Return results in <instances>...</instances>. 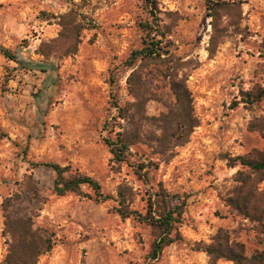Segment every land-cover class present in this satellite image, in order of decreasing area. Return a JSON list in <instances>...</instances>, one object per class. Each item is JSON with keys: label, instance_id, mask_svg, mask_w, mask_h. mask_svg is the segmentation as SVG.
Here are the masks:
<instances>
[{"label": "rangeland", "instance_id": "rangeland-1", "mask_svg": "<svg viewBox=\"0 0 264 264\" xmlns=\"http://www.w3.org/2000/svg\"><path fill=\"white\" fill-rule=\"evenodd\" d=\"M72 1L82 4L0 0V45L24 62L0 53V264L7 250L1 207L7 197L13 216H31L56 235L55 247L38 264H209L198 248L220 228L243 242L248 254L264 252V227L223 200L239 166L222 158L264 149V99L251 107L242 102L243 91L264 89V0H224L239 2L241 18L217 21L221 43L212 55L208 0H156L154 14L143 0L85 1L80 10L92 16L93 27L82 32L78 52L45 58L39 45L58 36V16ZM144 22L164 32L155 37L162 40L161 58L128 65L133 51L144 46ZM174 67L186 75L199 125L165 159L159 153L161 116L175 105ZM119 132L131 135L125 162L115 161L104 141ZM149 160L146 185L136 167ZM46 162L92 176L104 194L115 196L127 182L138 192L133 207L140 210L149 186L156 190L161 183L185 200L182 239L148 261L150 226L122 218L114 199L56 195V173ZM82 191L94 195L87 186Z\"/></svg>", "mask_w": 264, "mask_h": 264}, {"label": "trees", "instance_id": "trees-1", "mask_svg": "<svg viewBox=\"0 0 264 264\" xmlns=\"http://www.w3.org/2000/svg\"><path fill=\"white\" fill-rule=\"evenodd\" d=\"M82 4L71 2V8L58 16V24L61 29L57 37L43 41L39 45L38 53L45 58L53 53L63 56H73L78 52L81 43L82 32L92 28L93 18L90 14L80 9ZM150 12L154 14L156 0H143ZM238 1L226 2L224 0H208V16L211 18L213 33L207 48L209 55L215 53L217 46L221 43L218 20L226 16L230 20L241 18L240 5ZM145 32L143 38L144 46L134 50L128 65H133L137 59L154 60L161 58L160 42L155 37L163 35L164 32L156 24L149 22L141 24ZM0 53L19 65L24 62L10 49L0 45ZM186 75L179 76L178 67H174L171 91L175 97V105L169 108L161 116L163 123L162 136L159 153L165 159L173 155L175 145H183L193 129L199 125L198 116L194 109V99L186 84ZM243 101L250 107L264 99V89H250L243 91ZM248 106V107H249ZM131 135L118 133L115 140L104 139L108 145L113 159L117 162H125L132 144ZM178 140V142H177ZM228 166L239 169L233 175L235 182L230 192L223 196V200L231 210L241 215L244 219L255 222L264 227V149H253L252 151L232 156L229 153L222 155ZM153 164L151 160L145 164L137 165L139 179L146 185H150L149 171ZM56 173L53 191L56 195L63 196L67 193H76L92 198L96 202L114 199L117 203L115 210L122 218L132 217L138 222L145 223L152 228L153 240L150 251L146 258L155 261L159 258L164 248L182 239L179 230L184 212L185 200L177 195H172L158 183L157 189L150 187V193L146 199L143 210L133 207L138 192L127 182L118 185L116 195L104 194L101 184L90 175L80 172H69L67 166L56 162L43 163ZM145 169V170H144ZM263 183V186L261 184ZM82 186L89 187L94 195L82 191ZM12 197L3 200L1 207L4 215L3 237L7 245L6 254L2 264H38L42 255L50 253L56 245V235L47 227L37 225L31 216L15 217L10 211ZM199 250L206 253L209 264H215L220 259L232 261L234 264H264V252L254 251L252 254L246 252V246L231 236L228 229L220 228L212 237L210 243H203Z\"/></svg>", "mask_w": 264, "mask_h": 264}]
</instances>
